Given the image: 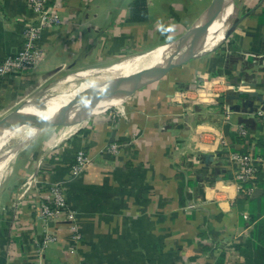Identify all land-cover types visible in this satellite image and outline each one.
<instances>
[{"label": "crops", "instance_id": "obj_1", "mask_svg": "<svg viewBox=\"0 0 264 264\" xmlns=\"http://www.w3.org/2000/svg\"><path fill=\"white\" fill-rule=\"evenodd\" d=\"M137 1L52 0L61 24L40 38L38 66L0 74V119L37 94L67 91L69 76L165 46L180 31L184 37L205 0H141L144 20L133 22ZM233 4L235 31L226 38V28L223 43L181 72L23 148L0 209V264H258L256 254L243 251L264 222V187L239 189L231 154L264 157V0ZM34 20L27 0H0V66L21 48ZM225 83L236 88L227 91ZM240 125L247 137L239 136ZM221 135L224 148L216 141ZM81 151L91 161L73 177ZM203 155L213 156L209 169ZM257 179L264 181V166ZM55 182L66 184L69 210L45 223L42 187ZM47 233L57 242L40 256Z\"/></svg>", "mask_w": 264, "mask_h": 264}, {"label": "built area", "instance_id": "obj_2", "mask_svg": "<svg viewBox=\"0 0 264 264\" xmlns=\"http://www.w3.org/2000/svg\"><path fill=\"white\" fill-rule=\"evenodd\" d=\"M52 0H27L28 6L35 14V20L26 25L23 35V44L21 48L13 55L9 56L4 60L0 66V74H8L16 71H29L35 69L40 60L43 57V52L39 48V40L43 34L48 30H53L55 27L61 24L60 17L58 15V10L55 6L51 4ZM204 85V84H202ZM196 87H205L204 86ZM209 86V85H208ZM236 87L228 83H225V89L234 90ZM200 89V88H198ZM220 103L216 102L214 104L218 105ZM225 122H229L231 119L232 112L227 106L223 107ZM239 136L247 137L248 131L242 125L237 128ZM218 144L221 148H224L228 142L221 135L218 140ZM229 145V144H228ZM110 151L113 153L119 152V145L112 144L110 146ZM231 158L237 165L236 179L240 183L239 189L242 188L241 185L251 184L247 189L250 193L256 188V179L260 171V168L264 166V157L260 155L244 154L242 152H232ZM90 158L87 156L86 152H78L75 156L74 163L71 166V175H80L85 167L90 163ZM43 193L40 196V209H39V219L43 222L48 223L51 220H56L64 211L69 210V205L67 201V191L66 184L63 182H55L47 184L42 187ZM191 207H195L192 205ZM74 242L80 240V234L76 228L73 229ZM57 242V235L47 233L44 235L42 242L38 244L39 255L42 256L44 250L49 244Z\"/></svg>", "mask_w": 264, "mask_h": 264}, {"label": "bare ground", "instance_id": "obj_3", "mask_svg": "<svg viewBox=\"0 0 264 264\" xmlns=\"http://www.w3.org/2000/svg\"><path fill=\"white\" fill-rule=\"evenodd\" d=\"M232 12L233 8L230 4L225 13L220 15L211 26L209 37L202 50H211L221 42L223 43L225 36L224 24L229 16L232 15ZM192 38L193 34L190 32L184 37L180 38L178 41L170 42L165 46L151 50L148 52V54L131 56L126 60L116 62L105 68L91 69L76 75H72L66 79L67 82L73 83L76 80H81L82 84H80V88H76L72 91H64L62 94L57 96H54V94L50 93L49 95H46V101L45 99L43 100L46 103L44 109L41 108L38 110L36 106L27 105L23 111L25 113L41 114L46 117L52 116L58 112H64L69 107L78 105L85 99L96 97L100 92H102V90L106 88L108 84L117 79L132 76L133 74H136L142 70L179 58L192 43ZM153 80L154 78H148L144 81L143 85L148 84ZM126 90L127 87H124L117 93H114L113 96H122ZM115 102V100H109L101 103L96 113H100L105 108L117 104ZM121 105L122 104L115 105V108ZM42 128L43 126H20L14 124L12 125L10 131H6L3 136H0V177L3 176L4 172H6L8 168L9 159L11 158L10 156H12L15 151L19 150L22 144H25L31 140L32 137L41 132L43 130ZM25 131L29 133V137L24 142H22V144L20 143L16 149H12V144L17 143L23 137ZM4 147L5 150L3 151ZM10 149L12 150L9 152Z\"/></svg>", "mask_w": 264, "mask_h": 264}, {"label": "water", "instance_id": "obj_4", "mask_svg": "<svg viewBox=\"0 0 264 264\" xmlns=\"http://www.w3.org/2000/svg\"><path fill=\"white\" fill-rule=\"evenodd\" d=\"M233 3L234 0L212 1L210 6L199 17L195 26L189 31V33L192 32L193 34L192 43L179 58L142 70L136 74H133L132 76L117 79L108 84L106 88L102 90V92H100L96 97L85 99L78 105L71 106L66 109V111L58 112L49 117L41 114L25 113L23 110L27 105L36 106L38 110H40L41 108L44 109V107H40L35 103L33 104L26 102L25 104L18 106L15 110L11 111L6 116L0 119V136H3L6 131H10L12 125L14 124L20 126H43V130L60 125L69 126L80 124L89 117L101 113H106L115 108V105L123 104L129 98H131L140 88L164 78L174 70L185 66L186 64L192 62L196 57H198L209 37L211 26L220 15L225 13L229 5H232ZM239 21L240 20H235L231 28L226 33V38L235 31L236 27L240 23ZM226 23L227 21L225 22V24ZM148 78H154V80L148 84L143 85L144 81ZM124 87H127V90L122 96H113L114 93H117ZM232 98L236 97L232 95L227 96V99ZM109 100H115V103L117 104L105 108L100 113H96L101 103ZM202 157L204 159V163L206 164V169H209V165L213 160V156L203 155Z\"/></svg>", "mask_w": 264, "mask_h": 264}, {"label": "rangeland", "instance_id": "obj_5", "mask_svg": "<svg viewBox=\"0 0 264 264\" xmlns=\"http://www.w3.org/2000/svg\"><path fill=\"white\" fill-rule=\"evenodd\" d=\"M213 0H205V1H201V6L199 9H202V11L200 12V14L202 12H204L209 6L210 4L212 3ZM233 6V13L231 15V17L229 18L228 22L225 24V29L227 28V30L230 29V27L232 26L233 24V21L235 20V18L238 17V12L235 10L234 8V4L232 5ZM197 8H195V11ZM200 11V10H199ZM232 23V24H231ZM183 31L178 34H175L174 38H171V41L174 42V41H178L179 38H181V35H182ZM184 35V34H183ZM177 37V39H176ZM215 48V47H214ZM201 54H205L207 53V50H202L200 52ZM144 54H148L147 53H144ZM134 55V54H133ZM180 70H182L181 68L180 69H176L174 70V73H178ZM181 72V71H180ZM172 74V73H171ZM71 77V76H69ZM203 83V81H202ZM72 83H69L68 86L64 87V89L66 90H75L76 88H78V86H80V84H82V81L79 80V82H76V85L77 87H75L74 85L72 86L71 85ZM81 87V86H80ZM79 87V88H80ZM46 93V92H45ZM48 95V93H47ZM46 94H37L35 95L33 98H28L27 101H31L29 103H35L37 105H39L40 107H45L46 103ZM33 99V100H32ZM45 99V101H43ZM26 101V102H27ZM16 109V108H15ZM14 109V110H15ZM88 120V118L86 119ZM84 120V121H86ZM83 121V122H84ZM82 124V123H80ZM80 126L82 125H79L77 128H79ZM74 128V127H73ZM62 130H64V125H60V126H55V127H50V128H47L45 130H42L41 132H39L38 134H36L34 137L31 138V140H29L28 142H26L25 144H22V142H24L28 137H29V133L25 131V133L23 134V137L17 142V143H13L12 144V149H16V147L21 143V147L19 148V150L15 151L14 154L12 156H10L11 158L9 159V163H8V168L6 170V172H4L3 176L0 177V209L2 208L3 206V203L5 201V197L7 195L6 194V191H7V188L9 187V184H10V180H12V173H13V168H14V164H15V160L16 158L18 157L19 153L23 150V148L27 147L29 144H40L41 142H46V141H50L51 139H54L55 137H59L60 135V132H62ZM10 149L9 152L12 150ZM5 150V147L3 148V151ZM3 153V152H2ZM7 177V178H6ZM5 179V180H4ZM9 190V189H8ZM5 198V199H4Z\"/></svg>", "mask_w": 264, "mask_h": 264}, {"label": "trees", "instance_id": "obj_6", "mask_svg": "<svg viewBox=\"0 0 264 264\" xmlns=\"http://www.w3.org/2000/svg\"><path fill=\"white\" fill-rule=\"evenodd\" d=\"M145 14L146 10L144 9V2H142L141 0L135 2L132 7V15L134 20L133 22L143 21ZM255 183L257 185L258 183H260V185L264 187L263 180L259 181L258 179H256ZM250 186L251 184L245 185L246 188ZM261 224L262 227L256 229V231L252 235V239L249 240L248 244L245 246V250L243 251L244 254H247L248 251L249 254H256V258L259 257L258 264H264V222H262Z\"/></svg>", "mask_w": 264, "mask_h": 264}]
</instances>
